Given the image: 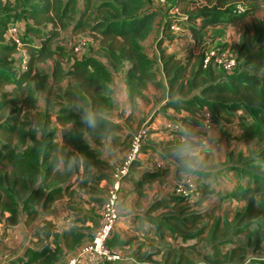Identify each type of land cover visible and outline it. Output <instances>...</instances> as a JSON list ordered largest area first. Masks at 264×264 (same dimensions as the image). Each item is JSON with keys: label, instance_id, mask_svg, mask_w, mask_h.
Returning a JSON list of instances; mask_svg holds the SVG:
<instances>
[{"label": "trees", "instance_id": "trees-1", "mask_svg": "<svg viewBox=\"0 0 264 264\" xmlns=\"http://www.w3.org/2000/svg\"><path fill=\"white\" fill-rule=\"evenodd\" d=\"M25 1L30 3L29 7L19 12L13 9L16 3ZM81 1L82 9H78L76 0H0V221L3 219V226L15 225L20 212L31 223L39 216L40 208L46 210L47 204L59 196L61 188L54 189L51 183L61 181L62 177L52 169L54 161L47 167L44 165L57 147L53 142L54 120L63 126L72 124L74 129H84L89 134L109 135L125 154L131 135H117L123 127L105 117L114 106L116 77L122 74L130 107L135 105L136 98H146L143 90L149 84L165 99L163 108L185 113L171 121L177 128H164L172 139H158L160 148L152 147L166 164L175 165V180L192 178L194 191L193 195L182 197L174 194L172 187L168 196L153 201L152 209L161 212L157 222L151 219L156 222L157 231L153 238L146 239L148 248L141 252L140 245L131 261L105 263L264 264V256L254 255V250L250 252V242L245 246L232 240V236L245 233L251 238L259 232L264 238V169L261 165L264 164V11L260 17L247 19L239 29L235 65L226 72L216 67L202 68L205 46L198 54L191 49L199 48L207 36V46L212 45L216 40L212 30L244 19L246 8L241 14L232 11L239 0H170L171 6L163 8L154 0ZM252 1L264 7V0ZM173 6L185 14L177 22L188 29L194 45L183 57L179 51L167 52L162 48L163 40L170 41L176 36L170 28L173 18L169 9ZM19 14H23L24 21L14 26L16 31L12 34L10 24ZM155 29L159 32L155 39L157 53L146 51L142 45ZM65 33L75 40L67 48L69 52L56 44L63 40ZM221 43L216 45L226 48ZM48 61L49 71L40 73V68ZM59 84L63 85L54 93ZM44 86L47 95L41 110L36 93ZM50 106L53 107L51 112ZM203 109L210 111V131L215 130L218 135L211 136L204 130ZM85 111L95 118L93 127L82 119ZM230 124L236 130H229ZM187 126L192 130H187ZM62 133L68 135L64 140L74 146V139H80L79 136L71 138L65 127ZM148 138L149 133L140 153ZM222 138L226 142L244 141L245 149L248 141H252L247 155L243 154L245 151L229 149L227 167L221 170L220 178L226 171L239 177L242 183L235 184L233 192L221 191V199L229 197L231 201L242 202L243 212L237 215L238 224L257 222L256 231L248 227L232 229L230 222L215 214L214 207L203 212L193 208L202 204L207 193L220 194V189L211 186L219 170L208 169L214 165V157L211 146L205 145L219 143ZM256 149L260 158L254 159L251 153ZM78 150L83 154L87 149ZM138 160L139 156L131 164L129 177ZM118 162L112 166L111 174ZM163 167L149 170L160 171ZM149 173L145 172L136 181L138 191L157 174ZM122 195L123 187L121 198ZM42 222L32 234V245L26 248L24 255L2 264H56L64 251L70 250L84 235L74 228L59 235L53 223ZM49 236L52 247L47 241ZM112 237L108 245L122 246L120 241L111 242ZM179 238L193 243L175 242ZM201 244H207L209 249H195Z\"/></svg>", "mask_w": 264, "mask_h": 264}, {"label": "crops", "instance_id": "crops-1", "mask_svg": "<svg viewBox=\"0 0 264 264\" xmlns=\"http://www.w3.org/2000/svg\"><path fill=\"white\" fill-rule=\"evenodd\" d=\"M76 2L78 9H82V1L76 0ZM183 35V39H181L180 42L178 41L180 47L177 49L181 57L188 55L190 49L194 46L188 29H186ZM150 38L151 35L146 39L150 42V45L144 47L148 52L157 53L158 50L155 46V40L153 42V39ZM174 40L175 39L170 41L163 40L162 48H166L167 52H173L172 50L176 47V41ZM204 42H206V40H204ZM208 42L209 41L206 43L207 45ZM181 47L183 48L181 49ZM199 48H197V50ZM191 50L194 54L200 52H196V49L193 50V48ZM116 82L117 84L113 87L114 96H116L115 101L118 106L117 108L121 110L118 111V109H114L105 117L107 119H114L121 124L123 130L118 132L117 135L130 136L141 126H147L149 130V138L139 155V160L133 167L131 176L123 183V195L119 207L120 213L115 223L114 234L111 240V242L120 241L122 243V246L118 244H113L112 246L132 247L133 257L134 254L137 255L140 245V251L144 252L148 248L145 245L146 239L149 237L153 238L155 235V229L152 226L151 219L152 216L159 215L161 210L154 211L152 209V202L172 193L173 183L176 179L177 173L175 165L166 164V161L162 160L158 152H155V148L157 146L159 147L158 143L161 140L172 139V136L168 132L161 131V127L163 128L165 123L173 119L184 116L185 113L176 112L172 108H163L162 106L165 99L159 101L158 98L155 97L157 92L152 85L149 84L143 90L146 99L136 98L135 105L130 107L128 88L124 76L118 74ZM145 117L146 120L142 122ZM148 119H151L150 123L148 121L149 124L146 123ZM52 127L54 128L53 142L57 144V147L44 165L47 167L49 162L54 161L52 169L60 173L62 180L52 182L51 184H53V186L51 187L54 189L55 187H60V193L59 196H56L54 200H51L47 204L46 210L40 208L39 216L31 223L26 221L25 214L22 212L18 213V221L15 225H12L16 227L14 239L17 250L15 257L13 256L10 261L24 255L26 248L32 245L30 242L32 234L38 227L43 225L42 221L44 220L53 223L59 235H62L70 228H74L76 231L84 234L78 243L70 250L64 251V255L56 264H65L83 245L90 242L98 225L99 211L105 200L106 190L111 180L110 175L112 166L118 162L123 155L124 150L121 149L117 142H113L109 135L104 136L97 132L89 134V132L84 129L81 131L74 129L72 124L67 123L63 126L56 123L55 120L52 123ZM63 127L67 129L71 138H74L72 136L80 137L79 141L74 139L75 146L64 140L63 137L68 135H63ZM228 127L229 130L235 129L232 124ZM186 129L192 130V127L187 126ZM193 129H195V127ZM208 134L211 136L218 135L215 130ZM153 145H156L155 148L152 147ZM212 145L213 144L209 143L205 146L210 147ZM78 148L87 150L82 154ZM155 160L162 161V166L164 167L160 171L149 170L155 169V167L149 166L150 161L154 162ZM96 162L101 163L96 165ZM148 171L151 172L149 173ZM145 172L149 174L155 172L157 174L153 176L154 178L151 182L144 185L142 191H138L136 189V181L141 179ZM169 181L171 184H169ZM235 184H237L236 181L225 184L224 186H227L224 188L225 190L223 192H233ZM0 222L2 223V221ZM3 223L1 225L4 230L7 231L9 229L7 227L12 228L11 226H3ZM47 241L50 242L49 245L52 247L51 236L47 238ZM127 259L130 258L123 259V261L127 262Z\"/></svg>", "mask_w": 264, "mask_h": 264}, {"label": "rangeland", "instance_id": "rangeland-1", "mask_svg": "<svg viewBox=\"0 0 264 264\" xmlns=\"http://www.w3.org/2000/svg\"><path fill=\"white\" fill-rule=\"evenodd\" d=\"M25 3H26V1L25 2H18L15 5L13 4L14 5L13 9L19 12L24 7H26V8L29 7L30 3H26V4ZM171 4H172V2H168V3H165L164 5L161 4L159 6H160V8H163V7H169V6H171ZM0 5H1V3H0ZM237 5L242 6L244 8V10L246 8V11L244 13L245 16L243 17L244 19L240 20L234 24L221 25L219 28L212 30V37L216 38V40L214 41V43L212 45L218 47L216 44L222 42L221 44L226 45L225 47L229 48V54L233 59H235V53L237 52L238 41H239V29H241L247 23V21H248L247 19H250V17L252 19L260 17L262 12L264 11V7L260 6L261 3L257 4L256 2H254L252 0H239V1L235 2L234 7H236ZM1 11H3V10H1ZM250 11H251V13H249ZM19 15H20V17L15 20L16 22L14 21L15 24H14V22H12V24H10V25H12V27L23 23L22 21H24V16H23V14H19ZM169 15H170V17L173 18V20L175 22H177V20H179L180 17H182L183 15L185 16L184 13L180 12L178 7L177 8L173 7L172 10L169 9ZM172 31H174V33L176 35V36L173 35V37H174L173 39H175L174 41H176L175 42L176 47L172 51L177 52L178 51L177 49L180 47L179 42L184 37L183 34L186 31V27L183 24L182 25L179 24L178 28L173 29ZM155 33H152L151 38H150V39H153V42L159 34L157 29H155ZM63 37H64L63 40L58 41L56 44L61 45L64 48V50L66 49L69 52V50L67 48H70L71 45H73V41H75V40H73V38H71L72 36L67 35V33H65ZM207 40H209L208 36L206 37V42H203L202 44H200V48L198 50L196 49V52L201 51L202 48L204 46H206ZM167 41H168V39H167ZM153 42H152V44H153ZM142 45L145 47H148L147 45H150V42L148 40H145V42L142 41ZM182 48L183 47H181V49ZM49 65H50V63L48 61L46 63V65H44L43 67L40 68V73H45L46 71L48 72L50 69ZM220 69H223V68H220ZM160 75L162 78H164L161 73H160ZM62 85L63 84L57 85L54 88V93H57L58 92V89H57L58 86H62ZM36 95L38 96L39 105L41 107L40 109L43 110L44 103H45L44 100H45V97L47 95L45 86L43 89L38 90ZM115 97L116 96H114V106H113L112 110L118 109L117 108L118 106L116 105ZM155 97H156V94H155ZM157 98H159V101L163 100V98H161L158 93H157ZM144 99H146V98H144ZM52 110H53V107L50 106L49 111L51 112ZM119 110H121V109H118V111ZM145 120H146V117L143 118L142 122H144ZM150 120L151 119H148L146 123L149 124ZM148 121H149V123H148ZM164 128H165V126L163 125V128L161 127L162 132H164ZM230 130H233V129H230ZM209 132L211 133L212 131H208V133ZM251 142L252 141H248L246 149L244 148V145H245L244 141L226 142L225 138H222L219 143H213V145L211 146V153L214 157V165L210 166L208 169H211L212 171L219 170V174H216L215 176H213V180L211 181V186L213 188L216 187L218 190L220 189V194L216 195V193H207L202 204L199 206L195 205L193 208L197 211L203 212L204 210H207V209L214 207L213 209H215V214L217 216L222 217L227 222H230L229 225L232 229H233V227L234 228L238 227V229L246 230V227H248V229L250 228L251 230L256 231V224L255 223H257V222L246 224V225H244V224L239 225L238 224L239 217L237 215L238 214L240 215L243 212L244 204L242 202L231 201V198H229V197L225 198V199H221V191L222 192L224 191V185L225 184H230L231 182H234V181H236L237 183H240V184L242 183L240 181L239 177L236 174H234L232 171H226V173L223 175V177L221 176V178H220L221 170L226 169V167H227L226 166L227 165L226 160H227V153H228L229 149L233 147L235 149V151L236 150H238V152L239 151L240 152L245 151L243 154L247 155V153H248L247 150H249V152H251L250 151ZM258 151H259V149H256L255 151H253L251 153V156L254 157V159L260 158V157H257ZM261 165H263L262 168L264 169V164H261ZM215 179H216V181H215ZM169 184H171L170 181H169ZM194 197H197L196 193L194 194ZM119 213H120V211H119ZM158 218H159V215L158 216H152V219H154L156 222L159 220ZM1 221L3 223V219ZM156 222H152V226L155 229V231H157ZM2 223L0 222V262L9 263L10 259L13 258V256L15 257L16 250H17V247L15 246V239H14L16 227H13V226H11L12 228L7 227L9 229L6 231L2 227V225H1ZM241 235L242 236H232L233 242L242 243L245 246H247V243L250 242V247H251L250 252L252 253V250H254L255 251V253H253L254 255L264 256V238L261 235V232L253 234V237H251V238L246 237L245 233H243ZM165 241L171 242V240H165ZM176 241L179 243H182L184 245H188V244L193 243L191 241L184 242V239H181V238L176 239L175 242ZM24 242H25V239H24ZM257 242H259V243L257 244ZM228 246H231V245H228ZM111 248H112V250H115L123 259L130 258L127 260L128 261L132 260V252H133L132 247L127 248V247L111 246ZM195 249H199V251H207L209 249V246H207V244H201L198 247H196ZM253 254H250V255H253ZM18 258H20V257H17L16 259H18ZM101 264H104V263H101ZM105 264H109V263H105Z\"/></svg>", "mask_w": 264, "mask_h": 264}, {"label": "built area", "instance_id": "built-area-1", "mask_svg": "<svg viewBox=\"0 0 264 264\" xmlns=\"http://www.w3.org/2000/svg\"><path fill=\"white\" fill-rule=\"evenodd\" d=\"M159 4H165L170 0H154ZM174 7V6H173ZM171 8V10L173 9ZM177 8V7H174ZM233 13L241 14L244 12L242 6L237 5L232 9ZM184 16L180 17L183 18ZM178 21V20H177ZM178 22L172 19L170 28H178ZM11 33H15V28L10 29ZM78 47H76V50ZM235 65V59L229 54V48H220L213 45L206 46L202 50L201 66L203 69L207 67L223 68L229 72ZM201 122L206 132L212 128L211 114L208 109H203L201 112ZM167 128H177V124L173 122L165 123ZM147 126H141L134 131L130 136L129 147L123 155L121 161H119L112 171L111 180L107 187L105 200L100 208L98 225L96 231L87 244L83 245L76 254L71 257L65 264H93V263H105L123 260V258L108 245L111 239L115 227V223L119 217V201L122 194V187L125 179L129 177L131 164L138 158L140 149L145 142L146 136H148ZM150 167H162V161L155 160L149 163ZM194 184L192 178L187 176L181 180H175L173 183V193L182 196L189 197L193 195ZM2 264V262H0Z\"/></svg>", "mask_w": 264, "mask_h": 264}, {"label": "clouds", "instance_id": "clouds-1", "mask_svg": "<svg viewBox=\"0 0 264 264\" xmlns=\"http://www.w3.org/2000/svg\"><path fill=\"white\" fill-rule=\"evenodd\" d=\"M82 119L84 120V122L89 126V127H93L95 125V118L93 117V115L88 112L85 111L83 113Z\"/></svg>", "mask_w": 264, "mask_h": 264}]
</instances>
